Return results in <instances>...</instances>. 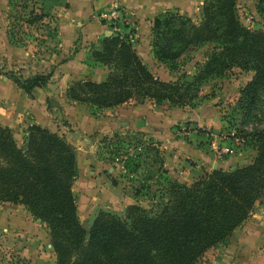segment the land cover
I'll list each match as a JSON object with an SVG mask.
<instances>
[{"label":"trees","instance_id":"obj_1","mask_svg":"<svg viewBox=\"0 0 264 264\" xmlns=\"http://www.w3.org/2000/svg\"><path fill=\"white\" fill-rule=\"evenodd\" d=\"M28 1L33 3L24 20L29 26L43 24L54 7L68 6L67 0H41V5ZM238 4L239 0H205L200 21L179 11L154 20L155 57L172 71L181 68L191 47L216 44L198 73L161 80L143 62L130 35L117 32L91 49V58L109 69L106 80H76L67 88L68 98L88 105L94 115L133 101L194 107L204 82L237 66L254 76L236 95L235 104L247 111L256 108L264 97V29L244 25ZM260 13L264 17V9ZM53 73L8 74L31 94L50 84ZM249 136L257 151L250 164L212 170L191 184L172 180L157 205L137 202L123 215L102 211L86 228L73 189L77 148L39 124L29 126L20 146L13 131L0 124V202L24 205L47 224L57 264H197L251 217L264 196V129ZM156 149L151 150L158 156ZM141 194L137 189L135 195Z\"/></svg>","mask_w":264,"mask_h":264},{"label":"crops","instance_id":"obj_2","mask_svg":"<svg viewBox=\"0 0 264 264\" xmlns=\"http://www.w3.org/2000/svg\"><path fill=\"white\" fill-rule=\"evenodd\" d=\"M16 1L0 0V7L5 3L9 10ZM36 1L41 5V0ZM204 1L67 0L68 6L54 7L43 24L30 25L40 28L41 43L38 46L36 42L27 46L29 48L15 45L9 33H5L8 51L3 58L5 61L0 62L3 69L0 74V124L23 137L27 135L30 125L39 124L65 136L77 147L80 217H92L95 208L109 207V210L122 212L140 199L125 185H113L109 192L102 188L103 182L108 179L107 173L104 172L105 166L96 162L91 147L99 136L118 129L119 125L130 128L135 123L137 126L140 120L146 121L151 135L162 142L166 166L176 178L181 181V178H185L187 183L191 181L183 175L189 176V173L183 170L194 167L189 168L185 164L186 158L198 163V168L204 166L208 170L212 164L215 170V167L222 169L237 161L242 165L237 164L235 168L242 167L256 157L257 151L242 143L239 144L238 154L232 157L233 162L227 164L212 160V145L206 132V126L213 123V115L208 113L209 106L202 111L187 107L179 108L182 111L171 109L167 116L159 118L157 106L151 108L144 103L134 107L126 103L95 116L88 105L75 103L67 96V88L76 80L100 82L108 77V67L91 58L92 47L99 46L105 36L115 34L111 30L110 19L103 15L117 10L118 32L130 35L143 62L154 74H158L160 63L153 51L154 20L169 11H179L192 17L196 11L202 10ZM43 46L46 48L41 49ZM51 69L54 70L52 82L45 87H37L31 94L20 88L8 74L19 72L33 75ZM253 76L254 73L249 72L247 80L241 85L237 82V90L234 85L230 86L229 89L236 92L235 97ZM49 99L52 100L51 105ZM179 122H192L191 127H200L202 132H191V142L182 138L176 140V136H172L176 131L173 126ZM247 148L251 151L247 152ZM108 170L116 169L109 167ZM108 197L109 201L106 202ZM0 264H57L46 223L34 218L24 205L8 202L0 205ZM197 264H264V196L257 202L251 217L227 240L208 250Z\"/></svg>","mask_w":264,"mask_h":264},{"label":"rangeland","instance_id":"obj_3","mask_svg":"<svg viewBox=\"0 0 264 264\" xmlns=\"http://www.w3.org/2000/svg\"><path fill=\"white\" fill-rule=\"evenodd\" d=\"M32 7L33 3L28 0H17L15 4H12L9 11L7 10L5 3H2V7H0L1 63L5 61L3 58L7 56L8 51V44L5 43L4 40L5 33H9L10 31L12 36H9L13 39L14 44H21L23 48H26L27 46L30 47L33 42H36L37 46L41 43V31L39 30V26L31 27L24 23V20L27 17V9ZM261 9H264V0H239L237 13L242 23L249 28L264 29V17L260 13ZM201 17L202 10L196 11L195 15H192V18L195 21H200ZM215 46V43H204L200 46L191 47L181 59V68L179 70L172 71L173 69L170 70L166 63H160L158 61V63H160L159 67H157L160 70L159 73L157 72L159 74L158 77L163 81L170 82L177 80L182 74L198 73L199 67L204 64ZM45 48L46 47L43 46L41 49ZM2 70L3 69L0 68V71ZM249 72L252 71H245L237 66H234L226 72L225 76L207 80L201 87L199 98L195 101L194 107H180L169 103L157 105L149 101H145L143 103L133 101L131 102V106L135 107L144 103L149 107L151 106V108H155L157 106L160 112V115L157 116L159 118L167 116L171 109L182 111V109L179 108L187 107L195 111H202L203 108L209 106L208 113L213 115V123L206 126V132L209 133L208 142L212 145V160L229 164L230 162H233V158L236 154H238V150L241 147L239 144L243 143V145L248 146L251 149L253 146L250 142L251 137L249 134L255 130L264 129V101H262L264 97H262V100L258 102L256 108L249 111L242 106L239 107L235 104V90H237L236 84L237 82H240L241 85L245 80H247ZM16 74L22 73L16 72ZM158 74L155 75L157 76ZM231 85H234L236 89H232L231 91V89H229L231 88ZM244 86H242L241 89ZM103 112L104 110H97V115L95 116L103 115ZM191 124L192 122H179L177 125L174 124L173 127H175L176 131L173 132L172 136H176V140L182 138L184 141L191 142V132L193 133L194 130H202L200 127L193 129L194 127H191L193 126ZM124 127H126V125H119L118 129L99 136V139H97L95 144H93V147H91L93 155L96 158V162L103 164L105 166L104 172L107 173L108 179H105V182L102 184V188L109 192L113 185L121 184V186L125 185V188H130L134 194L137 189H140L142 194L139 196L140 199L137 202L146 207L155 206L161 198H164L163 195H165L164 192L168 183L172 180L179 179L175 177L174 173H171L172 170H169L165 164V149L162 146V142L158 141L155 136L151 135L146 126L138 127L135 123L130 128ZM177 134L179 136H177ZM14 136L17 143L22 146L27 135L23 137V135L14 133ZM202 144H204V142H202ZM152 148H157L159 150L157 151L158 156H155V150H151ZM249 148H247V152L251 151ZM186 159L185 164L189 168L191 166L194 168H190V170H183L189 173V176L188 174L183 176L189 178L191 183L195 182L199 178L205 177L214 168L212 164H210V168L208 170L204 166L198 168V163H194V161L189 158L187 160ZM237 164L242 165V163H238L237 161L233 164L225 165L222 169L234 170L236 169L235 167ZM109 167H113L116 170L110 171L108 170ZM178 175L181 176L180 174ZM79 179L80 173L78 167L77 178L73 188L77 199L80 198L81 195ZM181 179L182 182H185V178ZM107 192L105 193L107 194ZM108 201L109 197L106 202ZM3 203L6 202H0V205ZM126 208L122 212L109 210V207L95 208L96 212L92 217L86 219V216H79V218L83 225L86 228H89L98 214L102 211L123 215Z\"/></svg>","mask_w":264,"mask_h":264},{"label":"built area","instance_id":"obj_4","mask_svg":"<svg viewBox=\"0 0 264 264\" xmlns=\"http://www.w3.org/2000/svg\"><path fill=\"white\" fill-rule=\"evenodd\" d=\"M103 17L110 19L111 21V30L114 33H117L119 31V15L117 10L113 9L110 14H105ZM216 145V144H215Z\"/></svg>","mask_w":264,"mask_h":264},{"label":"water","instance_id":"obj_5","mask_svg":"<svg viewBox=\"0 0 264 264\" xmlns=\"http://www.w3.org/2000/svg\"><path fill=\"white\" fill-rule=\"evenodd\" d=\"M146 125H147V123H146V121H144V120H140V121L138 122V124H137L138 127L146 126ZM215 169H217V167H215Z\"/></svg>","mask_w":264,"mask_h":264}]
</instances>
